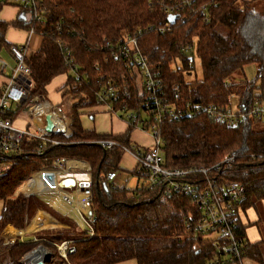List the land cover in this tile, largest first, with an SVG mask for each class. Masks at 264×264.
I'll use <instances>...</instances> for the list:
<instances>
[{
	"label": "trees",
	"instance_id": "16d2710c",
	"mask_svg": "<svg viewBox=\"0 0 264 264\" xmlns=\"http://www.w3.org/2000/svg\"><path fill=\"white\" fill-rule=\"evenodd\" d=\"M262 1L41 0L45 6L42 21L33 20L25 11L13 21H0L2 45H7L2 34L9 25L26 30L33 27L41 35L39 48L24 58L31 69L32 95L44 97L50 81L70 71L72 65L77 66V73L87 75L80 80L68 75L63 86L62 95L69 93L75 100L69 133L53 134L59 143L45 144L41 153L37 152V139L24 138V152L0 178V233L7 225L25 227L28 199L10 196L32 172L48 167L58 157L80 159L91 168L89 219L93 229L91 236H42L0 246V264H26L25 256L38 245L46 246L53 259L62 261L53 245L62 239H71L75 247L68 254L67 264H84L97 256H103L106 264L132 258L137 264H212L214 251L210 241L188 229L190 215L194 220L198 215L186 195L174 193L160 201L148 189L119 187L105 181L108 172L119 169L123 147L130 146L135 123H129L121 134H97L82 128L78 110L96 105L100 86L108 80L116 92L113 109L126 104L138 117L144 113V94L130 60L121 54L114 56L112 49L106 47L108 41L114 43L124 35L138 32L139 47L159 72L170 100L178 104L224 105L234 93L249 100L253 90H264V7L259 3ZM172 3H176L178 11L168 15L164 6ZM222 29L227 33L223 34ZM192 40L193 50L188 54L181 52V46ZM64 47L69 51V63ZM194 55L200 61L201 78L187 82L184 72L193 68ZM250 63L257 66L256 76L254 80L244 79L241 91L228 78ZM118 114L124 118L122 112ZM252 122L255 121L227 127L205 112L166 119L159 126L163 164L186 169L220 163L219 168L211 169L210 178L224 184L243 183L245 211L255 200L264 199V130L253 131ZM101 139L114 140L118 145L103 148L97 143ZM226 156L233 160L222 162ZM25 188L22 185L20 190ZM246 227L247 224L238 222L235 228V233L246 240L243 257L264 264V241L249 242L245 238ZM154 241L159 245L152 248Z\"/></svg>",
	"mask_w": 264,
	"mask_h": 264
},
{
	"label": "built area",
	"instance_id": "2783aa9c",
	"mask_svg": "<svg viewBox=\"0 0 264 264\" xmlns=\"http://www.w3.org/2000/svg\"><path fill=\"white\" fill-rule=\"evenodd\" d=\"M195 0H183L185 3H194ZM0 4L16 6L25 11L35 21L44 19L45 6L41 0H0ZM168 15L177 13L176 3L164 6ZM167 23L161 29L164 30ZM28 35L37 34L34 28L27 30ZM140 33V32H138ZM138 33L124 35L114 43L106 42V47L112 49V54L126 56L140 80L143 104L146 107L141 116L135 110L129 109L126 104L113 109L111 104L116 101L115 88L110 81L100 86L97 93V104L106 103L113 112H122L128 124H134L152 136L150 146H141L136 143L123 147L124 152H129L135 159V174L137 185L150 190L156 199L163 201L174 193L186 195L197 211L196 220H192L188 229L195 234L207 238L214 251L212 264H233L240 262L243 257V248L246 240L235 233L238 222H241L240 212L245 199V188L240 181L220 183L210 178L212 168H219L217 163L210 167L196 166L186 169L170 168L163 164L161 152L162 139L159 126L164 120H176L181 117H191L196 113L205 112L208 116L227 127L243 125L248 120L264 121V90L255 89L249 95V100L244 101L239 94H231L224 105L216 104H178L170 100L163 87L162 78L154 70L148 58L142 53ZM41 36V35H40ZM57 42L60 44V40ZM195 41L192 40L181 46V52L187 54L193 50ZM66 50V61L69 63V51ZM8 51L13 59L9 64L0 57V74L3 81L0 83V178L13 166L15 159L24 152L22 140L24 138L37 139V152H42L45 144H58L59 141L52 137L55 133L68 134V124L64 123L57 115L54 106L39 95H32L31 69L24 58L29 53L28 44H10ZM71 70L75 80L86 79L85 73L76 72L77 66L72 65ZM237 99L233 103L232 97ZM29 101L27 124L18 127L14 124L13 115L25 102ZM50 113L53 124L52 131L46 130V114ZM31 128V129H30ZM97 143L103 148L110 149L118 145L114 140L101 139ZM232 157H224L222 162L229 163ZM66 177L74 179V184L64 187L61 180ZM116 171L106 174L105 181L112 182ZM22 185L25 189L19 190ZM92 176L91 168L86 161L76 158H55L48 167H42L32 172L14 191L11 198L18 195L36 197H59L64 203L72 206L76 211L77 219L86 225L85 234L91 236L93 229L90 224L89 204L91 202ZM83 210H86L85 214ZM34 240H37L34 239ZM71 239H62L53 242L57 254L66 263L68 254L75 251ZM45 249V248H44ZM37 249L31 250L25 256V263L34 256ZM46 250V249H45Z\"/></svg>",
	"mask_w": 264,
	"mask_h": 264
},
{
	"label": "rangeland",
	"instance_id": "374dc122",
	"mask_svg": "<svg viewBox=\"0 0 264 264\" xmlns=\"http://www.w3.org/2000/svg\"><path fill=\"white\" fill-rule=\"evenodd\" d=\"M259 3H260V6L264 7V1L259 2ZM11 8H13V7H11ZM20 11L22 12V14H24V11H22V10H20ZM222 30H223V34L227 33V31L225 29H222ZM11 35H14L13 40H15V41H20L23 38V32H20L18 30L9 29V31L6 33V38L9 39L11 37ZM0 57H2L4 60H6L9 64H13V59H12L6 45H4V44L2 45L1 42H0ZM256 70H257L256 64L250 63V64L246 65L245 67H243L242 70L235 71L228 78V81L235 83L237 88L242 91L244 89V86H243V84H241V82L244 79L254 80L255 76H256ZM68 75H73V71L70 70L66 73L55 76L50 81V83L47 87L46 95L44 97L39 96L40 98H45L53 106H55L54 109H55L58 117L64 123H66V125L68 124V121H69L70 116H71V112H72L71 106H72V102L74 101V99L71 98L69 93H66L64 95L60 94L58 89H59V87H61L65 83ZM200 78H201L200 61H199V58L196 55H194L193 56V68L190 71L184 72V79H185V81L189 82V81H193L194 79H200ZM256 85H258V82L256 83ZM236 99H237L236 96L232 97V102L234 103L236 101ZM29 104H30L29 101L25 102L17 110V112L14 113L13 121H14V124L16 126L21 127V128L26 126V124H27V112H28ZM135 128H137V129H135V131H137L139 133H135L133 135L134 140H136L137 142L142 143V144H149L150 145L152 143V138L149 135V132L147 131L148 133H145L143 131H138L140 129L137 126ZM251 129L253 131L264 130V121L252 122ZM118 167H119V169L116 170L117 176L113 180V182L119 187H123V186H125L127 188L135 187L137 176L135 173L132 172L133 160H132L129 152H125V154L121 157V159L118 163ZM24 197H26L28 199V206H27V211H28L27 221H28V219L31 218L33 212H34V214L37 213V210L34 211V209L40 207V202L37 198H35L33 196H28V197L24 196ZM83 212L85 214L87 213L86 210H83ZM240 218L244 222V224H247L246 236L250 242L255 241V239H258V240L260 238L264 239V199L255 200L254 204L252 206H250L249 208H247L245 212L241 211L240 212ZM75 221L77 223L76 224L74 222L73 223L76 226H72V228L66 229L65 231L63 229L55 227V228H51V229L40 230L38 232H35V234L38 237L46 236L49 238H51L52 236L76 237L78 235H82V233H85V231H86V225L83 222L79 221L76 217H75ZM27 223L28 222H26V224ZM56 232H61V233H58L56 235L52 234V233H56ZM257 235H259L260 237ZM165 239H168V238L166 237ZM158 245H159L158 241H154L151 243L152 248H155ZM43 247L49 252V254L51 256L49 259L50 264H67L62 259H61L62 261H57L56 259H53L50 249H48L46 246H43ZM263 249H264V247H263ZM58 257H59V255H58ZM84 264H106V262H105L103 256H97L96 258L91 259V260L85 262ZM112 264H137V261L134 258H132V259H128V260H124V261H120V262L112 263Z\"/></svg>",
	"mask_w": 264,
	"mask_h": 264
},
{
	"label": "crops",
	"instance_id": "0c3cea01",
	"mask_svg": "<svg viewBox=\"0 0 264 264\" xmlns=\"http://www.w3.org/2000/svg\"><path fill=\"white\" fill-rule=\"evenodd\" d=\"M11 7H13V8H11ZM19 15H22V12L16 6L9 5V4H1L0 5V21L10 22V21L15 20ZM9 29L18 30L20 32H23V38L20 41H15V40H13L14 35H11V37L9 39H7L6 33L9 31ZM2 38H3L4 42L7 44L6 45L7 49H8V46L10 44L21 45V44L27 43L29 52L35 51L36 49H38L40 44H41V40H42V38L39 34L28 35L26 29L11 26V25H9L5 28V30L3 31V34H2ZM2 81H3V77L0 74V83ZM48 85L46 86V92H47ZM63 86H64V84L61 87H59V89H58L60 94L63 93V90H64ZM78 112H79V118H80V123L82 125V128L84 130H87V131H94L97 134H121L128 127V122L124 118L120 117L117 112H113L112 110H110V106L107 105L106 103H101V104H96L93 106L83 107V108H80L78 110ZM69 121H70V119H69ZM69 121H68V123H69ZM135 129H137V128H134L132 130V132L130 133V141L132 143H136V144H139L141 146H145V147L150 146L152 143L150 145L149 144H142V143H139L136 140H134L133 135L135 133H139V132L135 131ZM139 129L140 130H138V131H143L145 133H148L147 131H144L141 128H139ZM149 135L151 136L150 133H149ZM151 138H152V136H151ZM152 141H153V139H152ZM124 154H125V152L122 154V156ZM130 156L133 160L132 172L135 173L134 168H135L136 162H135L134 157L131 154H130ZM116 173H117V171H116ZM116 176H117V174H116ZM113 184L116 185L114 182H113ZM135 185H137V180H136ZM19 190H20V188H19ZM33 197L37 198L43 204V206L34 209V211L37 210V213L34 214V212H33L31 218L28 219V221H27L28 223L25 225V227L23 229H18L17 227H14L12 225H7L4 228V230L0 233V246L5 247L9 243H12L16 240H18V241L34 240V239L38 238V236L35 234V232H38L40 230L51 229V228L57 227V228L63 229L65 231L66 229L72 228V226H76L75 224L77 222L75 221V217L77 218V216H76L75 209L72 206L64 203L59 197H57V196H52V197L49 196V197H43V198L36 197V196H33ZM2 208H3V201L0 200V213L2 211ZM44 216H46V217H48V219H50V222L48 224H45V225L42 224L41 226H37V227H35L33 225V228L32 229L30 228V225L33 223V221H37V222L39 220L42 221V219H44ZM38 217H39V219H38ZM242 223L244 224L243 221H242ZM58 233H61V232H56V233H52V234L56 235ZM257 236H259V235H257ZM43 237H46V236H43ZM70 237H72V236H70ZM46 238H49V237H46ZM72 238H74V237H72ZM245 238L247 239L246 230H245ZM260 240L264 241V239H261V238L259 240L255 239V241H260ZM255 241H252V242H255ZM233 264H258V263L256 261L248 258V257H244L240 262H236Z\"/></svg>",
	"mask_w": 264,
	"mask_h": 264
},
{
	"label": "water",
	"instance_id": "95a60500",
	"mask_svg": "<svg viewBox=\"0 0 264 264\" xmlns=\"http://www.w3.org/2000/svg\"><path fill=\"white\" fill-rule=\"evenodd\" d=\"M173 19H174V16H172L171 21H173ZM46 121H47L46 130L48 132H51L53 124L50 120V113L46 114ZM61 184L64 187H68L69 185L74 184V179L71 177L63 178L61 180ZM43 248L44 247L42 245H38L35 248V249H37V253L30 258L28 264H46L48 262V260L50 259L51 256H50L49 252L46 250H43Z\"/></svg>",
	"mask_w": 264,
	"mask_h": 264
},
{
	"label": "bare ground",
	"instance_id": "6f19581e",
	"mask_svg": "<svg viewBox=\"0 0 264 264\" xmlns=\"http://www.w3.org/2000/svg\"><path fill=\"white\" fill-rule=\"evenodd\" d=\"M38 219H39V217H38ZM39 221L38 222L37 221H33V223L30 225V228L32 229L33 228V225L35 227H37V226H41L42 224L43 225L48 224L50 222V219H48V217L44 216V219H42V221L41 220H39ZM43 250H45V249L43 248ZM36 252H37V250L35 251V253Z\"/></svg>",
	"mask_w": 264,
	"mask_h": 264
}]
</instances>
